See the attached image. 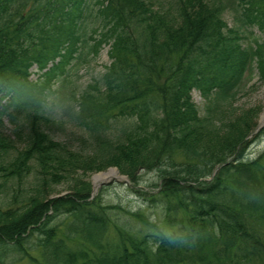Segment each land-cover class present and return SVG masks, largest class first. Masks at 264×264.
Instances as JSON below:
<instances>
[{
	"label": "trees",
	"instance_id": "16d2710c",
	"mask_svg": "<svg viewBox=\"0 0 264 264\" xmlns=\"http://www.w3.org/2000/svg\"><path fill=\"white\" fill-rule=\"evenodd\" d=\"M237 1L245 34L227 27L222 0H0V264L12 252L33 264H264V153L246 157L264 126L248 138L259 106L228 111L254 64L264 82V0ZM102 43L105 72L70 105L96 144L84 153L45 131V90ZM3 116L22 143L2 132ZM109 166L132 187L141 170L158 173L144 199L161 203L162 224L141 218L153 233L126 231L91 197L80 175ZM64 180L70 191L54 196ZM33 231L42 260L24 245ZM76 232L90 245L67 246Z\"/></svg>",
	"mask_w": 264,
	"mask_h": 264
},
{
	"label": "rangeland",
	"instance_id": "374dc122",
	"mask_svg": "<svg viewBox=\"0 0 264 264\" xmlns=\"http://www.w3.org/2000/svg\"><path fill=\"white\" fill-rule=\"evenodd\" d=\"M158 2L160 0H153ZM166 2L165 0H161ZM226 4V10L224 12V19L229 27L234 25H239V21L235 17V3L232 4L233 0H222ZM95 18L89 17L86 21L87 30L90 31L95 24ZM257 34L258 31L256 28L253 29ZM89 39V43H90ZM108 46L102 45L97 53H88V48H83L84 55L74 61L73 66L68 71L67 79L65 82L57 81L52 85L51 90H45L48 96V106L50 109V121L44 123V128L47 133L56 141L63 142L69 147L82 151L84 153L91 152L96 145L93 142V139L84 132L74 121L75 118L72 114V109L70 105L73 103L71 95H77L82 92L88 84L100 80L102 74L105 71V66L109 64L108 58ZM40 72L37 71V67L33 66L30 68L29 79L34 80L38 77ZM63 79V78H62ZM61 79V80H62ZM250 84H252L250 86ZM50 93V91H52ZM57 89V90H55ZM192 99L199 106L203 107V98L200 92L197 89L192 91ZM259 106V114L256 117V122L259 120L260 116L264 112V84H261L257 81V78L251 80V82L242 87L233 100L232 108L228 111L235 109H246L250 107ZM120 128V127H119ZM119 128H114L112 132L117 133ZM2 132L10 136L12 139L17 141V144L22 143L21 138L15 132L14 124L8 121L7 118L3 120V125L1 128ZM264 153V137H260L258 142L252 144L250 151L248 153V158L256 159ZM109 167L101 171H92L88 174L80 175L85 181L91 182L94 184L93 178L96 174L109 171ZM139 182L138 185L133 187L134 189H140L141 191H134L131 188V184L128 178L125 175L118 173L121 177L109 178L102 180V184L97 185L93 197L99 195L100 201L104 205L111 206L108 208V213L111 219L120 224L126 231L132 234H141L146 232H153L148 226L143 225L141 218H148L149 220L157 223L159 226L162 224L163 210L160 202H150L146 199L152 197L147 196L144 192L148 194H153L156 192L157 187L156 183H160V178L158 173L154 170L145 171L141 170L139 173ZM31 182V179L28 180L27 184ZM71 183L68 180H64L60 183L54 185V193L58 195H67L70 191ZM26 187V185H25ZM56 194V195H57ZM141 194H145L143 196ZM64 216H60L59 219H63ZM56 219V218H55ZM58 220V219H56ZM52 225V222L50 223ZM63 229V226L60 227ZM93 233L97 232V229L91 228ZM65 232L68 233L67 229ZM70 237L72 235L68 233ZM96 237H103L99 233L94 234ZM112 235V234H110ZM117 235V234H116ZM41 235L37 231H33L24 241L25 248L33 256L42 260V247L38 244V239ZM104 238V237H103ZM66 245L76 250L90 245L89 239L85 236L84 233L76 232L75 236L72 239H66ZM17 253H9L5 258L4 264H33L28 258H20V261L16 260ZM14 259V260H13Z\"/></svg>",
	"mask_w": 264,
	"mask_h": 264
},
{
	"label": "bare ground",
	"instance_id": "6f19581e",
	"mask_svg": "<svg viewBox=\"0 0 264 264\" xmlns=\"http://www.w3.org/2000/svg\"><path fill=\"white\" fill-rule=\"evenodd\" d=\"M112 177H118V173L115 170L110 169L109 171L96 174L93 178V181H94V184L97 186L100 181L106 180Z\"/></svg>",
	"mask_w": 264,
	"mask_h": 264
}]
</instances>
